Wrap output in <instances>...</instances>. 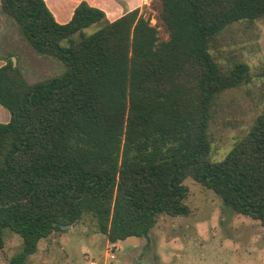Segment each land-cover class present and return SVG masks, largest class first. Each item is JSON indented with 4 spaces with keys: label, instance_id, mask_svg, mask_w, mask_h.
<instances>
[{
    "label": "trees",
    "instance_id": "1",
    "mask_svg": "<svg viewBox=\"0 0 264 264\" xmlns=\"http://www.w3.org/2000/svg\"><path fill=\"white\" fill-rule=\"evenodd\" d=\"M160 1L166 40L139 7L108 20L81 1L60 23L44 0H0L63 65L33 84L11 58L0 65V251L6 229L22 238L8 264L84 213L110 242L147 236L160 214L189 213L188 176L264 226V111L222 160L208 157L218 96L249 80L246 62L223 69L210 45L233 22L264 20V0Z\"/></svg>",
    "mask_w": 264,
    "mask_h": 264
},
{
    "label": "rangeland",
    "instance_id": "2",
    "mask_svg": "<svg viewBox=\"0 0 264 264\" xmlns=\"http://www.w3.org/2000/svg\"><path fill=\"white\" fill-rule=\"evenodd\" d=\"M142 15L156 25L161 40L168 31L159 18L160 0H146ZM95 24L84 32L96 30ZM264 20L233 22L220 32L209 51L217 63L228 69L235 61L249 65V80L224 90L217 98L209 125V159L224 158L264 111ZM15 58L27 84L45 81L63 70L61 62L38 53L17 23L0 5V60ZM9 119V112L0 104ZM4 118L0 115V120ZM185 215L160 214L147 236H129L110 242L97 229L90 213L66 229L54 230L38 241L37 250L24 264H264V226L260 220L227 207L212 189L185 177ZM22 247V238L4 231L0 264H8Z\"/></svg>",
    "mask_w": 264,
    "mask_h": 264
},
{
    "label": "crops",
    "instance_id": "3",
    "mask_svg": "<svg viewBox=\"0 0 264 264\" xmlns=\"http://www.w3.org/2000/svg\"><path fill=\"white\" fill-rule=\"evenodd\" d=\"M56 21L63 23L67 22L73 13L75 6L86 1L88 4L101 8L108 20H113L124 12L136 7H141L146 3V0H44ZM262 44L264 48V31L262 36ZM4 60H0V65ZM0 115L4 122L8 121V116L0 107ZM2 120H0L1 122Z\"/></svg>",
    "mask_w": 264,
    "mask_h": 264
},
{
    "label": "water",
    "instance_id": "4",
    "mask_svg": "<svg viewBox=\"0 0 264 264\" xmlns=\"http://www.w3.org/2000/svg\"><path fill=\"white\" fill-rule=\"evenodd\" d=\"M11 59H12L13 65H14L15 64V58L12 57ZM75 223H76V220L71 222V223H68V224H63L60 227H61V229H66V228H69V227L73 226Z\"/></svg>",
    "mask_w": 264,
    "mask_h": 264
}]
</instances>
